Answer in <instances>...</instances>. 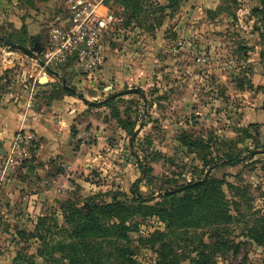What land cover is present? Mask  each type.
I'll list each match as a JSON object with an SVG mask.
<instances>
[{
  "label": "rangeland",
  "instance_id": "obj_1",
  "mask_svg": "<svg viewBox=\"0 0 264 264\" xmlns=\"http://www.w3.org/2000/svg\"><path fill=\"white\" fill-rule=\"evenodd\" d=\"M121 1L105 0L116 24L101 73L49 66L38 81L21 48L41 57L65 0H0V264H69L38 255L42 218V233H58L71 209L162 207L208 178H225L233 222L150 245L140 238L169 232L147 217L130 235L134 259L264 264L250 234L264 227V0H146L134 18Z\"/></svg>",
  "mask_w": 264,
  "mask_h": 264
},
{
  "label": "trees",
  "instance_id": "obj_2",
  "mask_svg": "<svg viewBox=\"0 0 264 264\" xmlns=\"http://www.w3.org/2000/svg\"><path fill=\"white\" fill-rule=\"evenodd\" d=\"M143 1L146 0H139L138 4L133 5L134 0H122L121 4L124 10L133 12L134 18L142 12ZM166 2H169L168 8L178 5V0ZM224 158H227L225 166L234 167L239 164L237 156L225 155ZM225 182V178H208L196 185H185L182 192L163 196L162 199L167 202L162 207L129 206L125 202L113 200L112 204L98 209L92 208L85 213L74 208L63 214L62 231L42 233L41 227L46 222V219L42 218L32 238L41 242L38 255L48 261L53 260L56 254H61V259L67 260L69 264H138L134 259L135 253L129 249L132 244L130 235L139 231L140 224L147 217L160 218L169 232H157L149 239L140 238V242L150 245L181 232L177 230H183L182 234L202 226L231 224L234 219L220 190ZM135 195L141 199L138 191ZM104 219H113L115 222L107 223ZM54 226L58 227L57 223ZM250 234L255 239L258 237L264 244V227L261 230L254 229ZM122 242L125 245H122ZM107 246H111L114 253L108 252ZM224 246L226 248L228 245ZM170 256L165 255L157 264H177L176 261H168ZM203 264L208 263L204 261Z\"/></svg>",
  "mask_w": 264,
  "mask_h": 264
},
{
  "label": "built area",
  "instance_id": "obj_3",
  "mask_svg": "<svg viewBox=\"0 0 264 264\" xmlns=\"http://www.w3.org/2000/svg\"><path fill=\"white\" fill-rule=\"evenodd\" d=\"M65 10L52 22L49 42L34 61L45 67L77 65L79 72L96 76L105 65L106 38L116 24L114 13L105 0H65ZM45 67L38 81L47 76Z\"/></svg>",
  "mask_w": 264,
  "mask_h": 264
},
{
  "label": "water",
  "instance_id": "obj_4",
  "mask_svg": "<svg viewBox=\"0 0 264 264\" xmlns=\"http://www.w3.org/2000/svg\"><path fill=\"white\" fill-rule=\"evenodd\" d=\"M21 50L24 51V52H26L28 55H31V56L34 58V60H38L37 55H35V53H33L32 51H29V50H27V49H25V48H21ZM38 63H39L42 67H45V65H44L42 62L38 61ZM45 68H46V70H47L48 72H51L50 69H49L48 67H45ZM54 74H55V73H54ZM64 87L67 88L65 84H64ZM73 92H74V91H73ZM140 93H141V91H140L139 89H129V90H127V91H125V92H123V93H121V94H122V95H125V94H140ZM116 96H117V95L111 96L110 99H113V98H115ZM134 137H135V136H134ZM134 137H133V138H134ZM199 183H201V181H200V182H197V183H194V185L199 184ZM173 193H175V192H166V193H164L163 195L166 196V195H171V194H173Z\"/></svg>",
  "mask_w": 264,
  "mask_h": 264
}]
</instances>
